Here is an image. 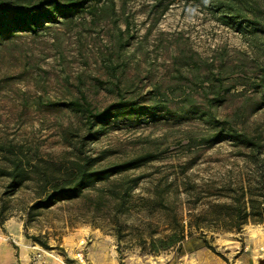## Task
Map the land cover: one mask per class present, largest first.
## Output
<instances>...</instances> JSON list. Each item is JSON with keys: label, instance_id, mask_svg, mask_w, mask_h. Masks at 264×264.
<instances>
[{"label": "rangeland", "instance_id": "1", "mask_svg": "<svg viewBox=\"0 0 264 264\" xmlns=\"http://www.w3.org/2000/svg\"><path fill=\"white\" fill-rule=\"evenodd\" d=\"M115 7L121 29L125 28L124 19L129 24L124 37L130 38L124 48L116 43L112 22L88 24L82 20L69 25L51 23L38 34L21 33L0 44V141L56 157L67 149L64 133L71 138L70 134L83 131L75 114L59 110L49 101L77 95L78 87L98 108L117 98L118 87L125 97L132 92L145 95L141 101L154 89L173 94L178 97L170 106L175 107L186 92L196 90L188 70L179 64L180 57L194 56L208 62H218L222 57L250 77L259 72V62L264 63L256 57L248 34L215 20L199 0H115ZM109 59L117 66L114 76L106 67ZM111 81L117 83L114 91L107 89ZM240 98L229 96L218 115L230 116ZM157 117L115 119L105 134L86 147L93 152L109 149L112 154L108 160L124 159L146 149L160 153L157 159L128 172L144 177L129 192L125 212L118 211L116 201L105 193L108 189L121 192L119 180L113 178L97 184L105 191L91 188L77 198L40 210L24 229V207L32 198L31 187H24L0 213V264H23L22 242L41 248L30 252L29 264H50L56 257L62 264H74L83 237L89 239L86 255L90 264H98L89 254L95 239L90 232H82L90 229L108 242L117 264H156L155 257L168 250L178 254L182 244L199 236L202 238L196 241L210 245L224 264H258L264 257V223L247 222L239 229L216 228L210 203L224 200L219 195L227 187L254 185L261 178L264 182V108L236 121L237 128L262 144L257 165L240 154L248 149L231 140L187 148L186 129L194 133L205 129L198 119L162 112ZM3 183L0 179V193ZM161 199L181 219L185 233L191 231L193 235H186L179 246L150 254L145 252L148 236L161 235L167 226V209L160 207ZM196 213L204 214L197 220L200 228L190 229L189 215ZM26 233L42 236L50 248H43Z\"/></svg>", "mask_w": 264, "mask_h": 264}, {"label": "trees", "instance_id": "2", "mask_svg": "<svg viewBox=\"0 0 264 264\" xmlns=\"http://www.w3.org/2000/svg\"><path fill=\"white\" fill-rule=\"evenodd\" d=\"M211 12L215 20L248 34L250 45L257 58L264 62V0H199ZM87 17H89L87 19ZM96 24L110 21L116 29V43L120 48L128 45L130 36L128 21L124 19L125 28L118 25L115 0H0V44L21 33L38 34L50 27L51 23L63 25L76 21ZM179 64L189 72V80L195 91H188L175 102L178 96L154 89L145 100V95L130 93L125 97L121 88L115 89L117 98L101 108L95 107L88 100L85 92L78 87L77 95L49 104L59 110L70 111L79 118L82 134L64 133L66 150L56 157L39 155L31 147H25L12 141H0V179L4 180L0 193V213L9 208V199L20 189L30 186L32 198L24 207L27 216L23 228L40 210L50 208L59 201L79 197L85 190L98 187L100 182L117 178L122 188L106 190L115 201L116 209L125 212L123 206L129 192L135 188L144 176L130 175L128 172L142 167L157 159L160 153L153 149L137 152L124 159L108 160L112 154L109 149L91 151L87 145L97 141L105 134L108 125L115 119L124 116H146L157 120L159 113L174 117H192L204 124L203 130L194 133L186 129L185 146H211L215 143L231 140L234 145L248 149L240 154L250 157L252 164H259L260 141L243 129L236 127V121H243L250 114L264 108V63L259 62V72L249 76L243 69L236 70L228 65L222 57L218 62L197 59L194 56L180 57ZM114 76L117 66L111 59L106 65ZM202 67L205 69L202 71ZM239 68V67H238ZM239 73L235 77L232 75ZM240 73L242 75H240ZM108 90L114 91L117 83L111 81ZM240 85L242 88L237 90ZM249 91V92H248ZM240 95V101L231 115L220 117L218 110L229 96ZM247 154V155H246ZM192 164V163H191ZM189 165V164H188ZM188 167V166H187ZM185 167V169L187 168ZM102 193V194H105ZM221 201H211L210 212L214 227L239 229L247 222L264 223V182L261 178L254 185L241 184L238 187H227ZM161 208L167 209L165 232L159 236H148L146 253L157 254L175 245L182 244L186 235L185 225L170 210L169 205L161 199ZM203 213L190 214L187 226L200 228L197 220ZM1 222V221H0ZM189 229V230H190ZM32 241L43 248H50L40 235H28ZM199 236L196 238L201 239ZM146 243V239H143ZM206 247L211 248L210 245Z\"/></svg>", "mask_w": 264, "mask_h": 264}, {"label": "crops", "instance_id": "3", "mask_svg": "<svg viewBox=\"0 0 264 264\" xmlns=\"http://www.w3.org/2000/svg\"><path fill=\"white\" fill-rule=\"evenodd\" d=\"M82 232H90V235L95 239L89 246V254L91 258L98 264H117L115 256L109 252L108 242L101 239L99 233L94 230H83ZM19 230L16 235L19 237ZM22 242L20 247V256L23 264H29L30 252L41 249L39 246L32 245L34 248L28 249ZM186 246V248H185ZM156 264H224L220 257L209 248L201 245L196 240H191V243L182 244L180 253L175 250H168L155 257ZM50 264H62L57 257L50 261Z\"/></svg>", "mask_w": 264, "mask_h": 264}, {"label": "built area", "instance_id": "4", "mask_svg": "<svg viewBox=\"0 0 264 264\" xmlns=\"http://www.w3.org/2000/svg\"><path fill=\"white\" fill-rule=\"evenodd\" d=\"M88 240L89 239L86 237H83L82 239L79 240L77 251L75 252V255H74V258H75L74 264H90L87 258V255H86Z\"/></svg>", "mask_w": 264, "mask_h": 264}, {"label": "bare ground", "instance_id": "5", "mask_svg": "<svg viewBox=\"0 0 264 264\" xmlns=\"http://www.w3.org/2000/svg\"><path fill=\"white\" fill-rule=\"evenodd\" d=\"M25 244V246L28 248V249H32V248H34L31 244H29V243H26V242H24Z\"/></svg>", "mask_w": 264, "mask_h": 264}, {"label": "water", "instance_id": "6", "mask_svg": "<svg viewBox=\"0 0 264 264\" xmlns=\"http://www.w3.org/2000/svg\"><path fill=\"white\" fill-rule=\"evenodd\" d=\"M258 264H264V257H263V258H261V259H259V262H258Z\"/></svg>", "mask_w": 264, "mask_h": 264}]
</instances>
